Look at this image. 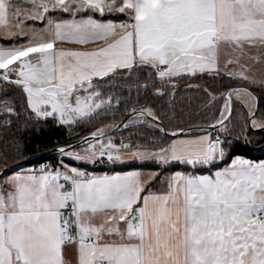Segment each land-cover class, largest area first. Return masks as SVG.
<instances>
[{"label": "snow or ice", "instance_id": "6c2138e0", "mask_svg": "<svg viewBox=\"0 0 264 264\" xmlns=\"http://www.w3.org/2000/svg\"><path fill=\"white\" fill-rule=\"evenodd\" d=\"M89 124L23 162L26 134ZM250 131L264 0H0V264H264Z\"/></svg>", "mask_w": 264, "mask_h": 264}, {"label": "trees", "instance_id": "16d2710c", "mask_svg": "<svg viewBox=\"0 0 264 264\" xmlns=\"http://www.w3.org/2000/svg\"><path fill=\"white\" fill-rule=\"evenodd\" d=\"M200 83L204 84L206 87H209L213 90L217 95L224 90L225 87H228L226 83L222 84L218 81H200ZM197 94L191 91L188 92H180L176 97V107L177 109H183L185 112L191 111L193 115V120L203 119L205 116L208 119L212 118V110H209L206 113H200L199 109L203 104V96L201 95V99H191ZM191 99V106H189V100ZM219 106V105H217ZM199 113V115H196ZM120 121V117L118 116L115 121L112 123L117 124ZM95 125H84L71 129L64 128H51L46 127L42 133H37L33 136L32 133L26 134V143L28 145V150L24 153L25 159L35 154L47 152L55 147L65 146L73 143L75 140L87 135L93 130ZM128 132L124 129L113 133L117 139L122 137H127ZM248 138L251 140V144L248 146L250 149L249 155L253 158H264V132L259 131H250L248 133ZM46 157L50 158V162H55V158L57 154L48 155ZM38 159L34 160L33 163H36ZM99 170V169H98ZM106 170V169H105Z\"/></svg>", "mask_w": 264, "mask_h": 264}, {"label": "water", "instance_id": "95a60500", "mask_svg": "<svg viewBox=\"0 0 264 264\" xmlns=\"http://www.w3.org/2000/svg\"><path fill=\"white\" fill-rule=\"evenodd\" d=\"M118 123H120V121H119ZM122 129H123V128H121V129H119V130H111V131H110V134L112 135L113 133H116V132H118V131H120V130H122ZM89 134H90V133H89ZM89 134H87V135H89ZM87 135H85V136H87ZM81 138H82V137H81ZM81 138L75 140L73 143H71V144H69V145H75V144H76ZM58 148H59V147H55V148H53V149H51V150H49V151H47V152L32 155V156H30V157H27V158L23 159V162H24L25 164H27V163H28V158H31V160H32V162H33L34 160L38 159V158L41 157V156H48V155H51V154L57 153V152H56V149H58Z\"/></svg>", "mask_w": 264, "mask_h": 264}]
</instances>
